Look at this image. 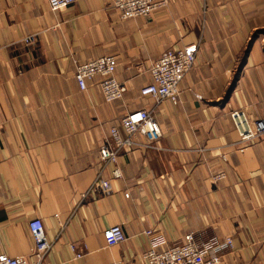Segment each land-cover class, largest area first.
<instances>
[{"label": "crops", "instance_id": "0c3cea01", "mask_svg": "<svg viewBox=\"0 0 264 264\" xmlns=\"http://www.w3.org/2000/svg\"><path fill=\"white\" fill-rule=\"evenodd\" d=\"M166 1L121 20L110 0L58 11L0 0V254L33 262L28 223L38 218L51 243L43 264H145V231L162 234L163 248L187 234L201 248L231 238L222 264H264V137L240 141L230 118L264 120V0ZM190 44L196 61L177 103L142 97L159 55ZM104 56L126 88L112 103L97 79L80 91L74 78L76 64ZM138 110L160 139L123 150L113 179L98 150ZM99 179L106 189L93 188ZM116 225L124 241L107 247L103 232Z\"/></svg>", "mask_w": 264, "mask_h": 264}, {"label": "built area", "instance_id": "2783aa9c", "mask_svg": "<svg viewBox=\"0 0 264 264\" xmlns=\"http://www.w3.org/2000/svg\"><path fill=\"white\" fill-rule=\"evenodd\" d=\"M46 1L51 11H58L78 0ZM110 3L112 10L119 14L121 20L137 17L147 18L156 10L167 6L166 0H110ZM35 41L36 34H31L23 38L22 44L29 47L34 45ZM196 53V44L162 52L152 64L150 68L151 81L141 89L140 95L154 100L156 104L169 101L175 105L179 96V84L193 68ZM116 66V59L112 56L76 64L74 78L78 89L85 91L87 89L86 82L97 79V86L106 103L121 100L126 88L114 77ZM230 118L239 133L240 141H255L264 137V120L255 121L253 128H250L243 113L232 112ZM119 127L109 129L107 139L98 150V158L104 165H114L111 171L113 179L121 178L117 160L123 150L152 145L161 136L160 127L149 110H138L126 114L121 118ZM137 137L143 138L144 144L137 143ZM222 178L223 175L219 173L214 177V180ZM96 187L106 189L108 182L99 179L98 183L93 186V188ZM28 231L34 241L31 253L34 261L28 262L22 257H9L6 254H0V264H43L51 248V243L46 238L42 221L38 218L30 220ZM143 234L149 240V249L143 255L145 264H222V257L229 253L233 247L232 239L226 238L222 242L201 248L195 243L193 235L187 234L179 243L163 248L166 241L162 234L150 231H145ZM103 239L107 247H113L123 242L124 235L120 226L116 225L106 229L103 232Z\"/></svg>", "mask_w": 264, "mask_h": 264}, {"label": "rangeland", "instance_id": "374dc122", "mask_svg": "<svg viewBox=\"0 0 264 264\" xmlns=\"http://www.w3.org/2000/svg\"><path fill=\"white\" fill-rule=\"evenodd\" d=\"M228 254V253H227Z\"/></svg>", "mask_w": 264, "mask_h": 264}]
</instances>
